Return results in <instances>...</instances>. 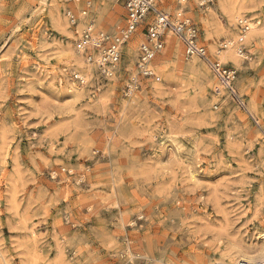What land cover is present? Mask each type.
Listing matches in <instances>:
<instances>
[{
	"label": "rangeland",
	"instance_id": "1",
	"mask_svg": "<svg viewBox=\"0 0 264 264\" xmlns=\"http://www.w3.org/2000/svg\"><path fill=\"white\" fill-rule=\"evenodd\" d=\"M90 1L97 30L124 27L119 0ZM65 8L0 0V264H237L264 248V0L165 1L236 72L238 100L169 32L160 82L129 96L124 75L86 77Z\"/></svg>",
	"mask_w": 264,
	"mask_h": 264
},
{
	"label": "built area",
	"instance_id": "2",
	"mask_svg": "<svg viewBox=\"0 0 264 264\" xmlns=\"http://www.w3.org/2000/svg\"><path fill=\"white\" fill-rule=\"evenodd\" d=\"M62 1L66 6L65 17L77 38V52L85 57L88 64L95 67L97 75L104 81L112 82L119 75H124L127 95L131 96L139 91L147 81L160 82L161 78L153 62L165 47L167 32H172L183 43L186 58L196 57L204 60L228 94L238 100L235 90L236 72L210 59L206 48L199 45L197 32L190 23L174 21L167 14L164 9L166 0H119L125 12V25L117 33L96 29L95 22L90 18L93 7L90 0H86L81 8L78 6L82 0ZM203 1L207 4L214 2ZM239 27L243 35L249 31L246 20H240ZM140 35L144 36V40L139 44L134 56L128 55V45ZM128 58L135 59L134 69H129ZM70 78L80 86L89 84L84 75L75 71H71Z\"/></svg>",
	"mask_w": 264,
	"mask_h": 264
},
{
	"label": "bare ground",
	"instance_id": "3",
	"mask_svg": "<svg viewBox=\"0 0 264 264\" xmlns=\"http://www.w3.org/2000/svg\"><path fill=\"white\" fill-rule=\"evenodd\" d=\"M56 18V17H55ZM61 18V17H60ZM251 26H253V30H255L257 27V25H255V24H252ZM62 27V26H61ZM65 27V26H64ZM169 33H171L173 36H175V34H173L172 32H169ZM168 33V34H169ZM249 38H250V36H244V37H241V40H243V39H246V40H249ZM253 38V37H252ZM248 44V43H247ZM173 42L171 43V49L173 48ZM179 46V45H178ZM240 48V47H239ZM132 50V49H131ZM175 50H177V49H175ZM178 51V50H177ZM177 51H175V52H177ZM238 52H241V51H239L238 50ZM228 54V53H227ZM238 54H240V53H238ZM232 57V56H231ZM194 58H196V57H194ZM156 59V58H155ZM158 60H160L159 61V63H162V66H163V62H162V59L160 58V59H158L157 58V61ZM235 61H237V58H236V60ZM238 62V61H237ZM87 63V62H86ZM84 64V66H85V73H84V75L86 76V77H90L92 74H93V70L91 69V67H90V64H85V63H83ZM154 66V65H153ZM93 67V66H92ZM155 68V67H154ZM161 81V80H160ZM192 153V152H191ZM196 158V157H195ZM260 243V242H259ZM264 247V246H263ZM241 262H246L247 264H264V248H261V249H258L254 254H253V256L252 255H248V256H245L244 257V259L241 261ZM241 262H239V263H237V264H240Z\"/></svg>",
	"mask_w": 264,
	"mask_h": 264
}]
</instances>
